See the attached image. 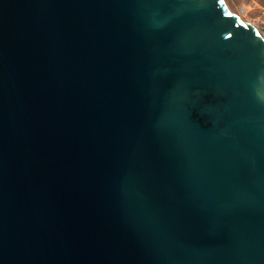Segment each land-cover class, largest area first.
Instances as JSON below:
<instances>
[{
	"label": "water",
	"instance_id": "obj_1",
	"mask_svg": "<svg viewBox=\"0 0 264 264\" xmlns=\"http://www.w3.org/2000/svg\"><path fill=\"white\" fill-rule=\"evenodd\" d=\"M0 264H264V33L223 0H0Z\"/></svg>",
	"mask_w": 264,
	"mask_h": 264
},
{
	"label": "rangeland",
	"instance_id": "obj_2",
	"mask_svg": "<svg viewBox=\"0 0 264 264\" xmlns=\"http://www.w3.org/2000/svg\"><path fill=\"white\" fill-rule=\"evenodd\" d=\"M223 1L233 14L264 33V0Z\"/></svg>",
	"mask_w": 264,
	"mask_h": 264
}]
</instances>
